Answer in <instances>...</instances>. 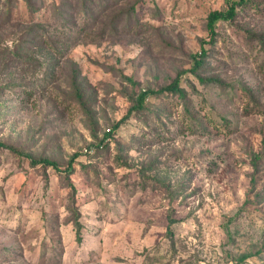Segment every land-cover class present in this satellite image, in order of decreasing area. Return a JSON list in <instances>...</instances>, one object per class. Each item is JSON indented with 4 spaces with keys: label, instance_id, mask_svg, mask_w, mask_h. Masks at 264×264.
<instances>
[{
    "label": "rangeland",
    "instance_id": "obj_1",
    "mask_svg": "<svg viewBox=\"0 0 264 264\" xmlns=\"http://www.w3.org/2000/svg\"><path fill=\"white\" fill-rule=\"evenodd\" d=\"M225 1L0 0V264H264V0L191 72Z\"/></svg>",
    "mask_w": 264,
    "mask_h": 264
},
{
    "label": "trees",
    "instance_id": "obj_2",
    "mask_svg": "<svg viewBox=\"0 0 264 264\" xmlns=\"http://www.w3.org/2000/svg\"><path fill=\"white\" fill-rule=\"evenodd\" d=\"M249 0H226V7L227 9L225 11H214L211 12L208 17H207V32L209 35V39L210 41L208 42H202L204 44H201V52L200 54H195L191 56V60H192V64L193 67L191 69V72H197V70L204 64V59H206L207 57V50L203 48V46L205 44H213L215 42V38L217 36L216 33V26L219 22H227V21H233L234 18L236 17V13H237V8L240 6H244L245 4L248 3ZM179 80L180 77H177L171 84H169L168 86L164 87L161 90H150V89H146V90H141L135 99H133V110H142L144 108V104L145 101L148 98H156V96L158 95H163L164 92L169 94V95H176L177 97H179L180 99H185L186 98V92L184 91V89L179 87ZM198 80L206 85L211 84L214 79L212 78H202V77H198ZM130 82V81H129ZM218 83V82H217ZM132 110V111H133ZM128 116V115H127ZM126 119L123 118L121 122H118L114 125L113 130H117L119 128V126L121 125L122 122H124ZM110 130L109 132H107V134H105V139L108 138L110 136ZM100 143H103V141H101ZM4 147V145H1ZM100 146V145H98ZM263 146H264V141H263ZM8 148V147H6ZM98 148V147H97ZM10 149L12 152H16L14 149L12 148H8ZM258 156H255V159ZM76 158V156L71 158V161H74ZM32 165H40L42 164L45 167H52L54 169H57V165L56 163L47 160V159H42V160H32L31 161ZM72 170L71 167V163L68 166L67 169H65V173L69 174L70 171ZM71 210V209H70ZM71 213L73 215V230L75 233V239H76V243L80 244L82 242V225L80 223V213L78 210H75L74 212L71 210Z\"/></svg>",
    "mask_w": 264,
    "mask_h": 264
},
{
    "label": "built area",
    "instance_id": "obj_3",
    "mask_svg": "<svg viewBox=\"0 0 264 264\" xmlns=\"http://www.w3.org/2000/svg\"><path fill=\"white\" fill-rule=\"evenodd\" d=\"M92 153V151H90Z\"/></svg>",
    "mask_w": 264,
    "mask_h": 264
}]
</instances>
